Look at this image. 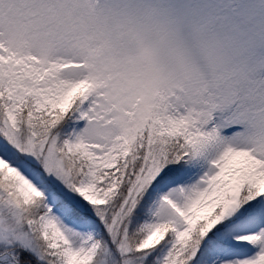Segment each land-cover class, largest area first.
<instances>
[{"label":"snow or ice","instance_id":"1","mask_svg":"<svg viewBox=\"0 0 264 264\" xmlns=\"http://www.w3.org/2000/svg\"><path fill=\"white\" fill-rule=\"evenodd\" d=\"M94 110L0 45V264H264V155L180 118L89 138Z\"/></svg>","mask_w":264,"mask_h":264},{"label":"clouds","instance_id":"2","mask_svg":"<svg viewBox=\"0 0 264 264\" xmlns=\"http://www.w3.org/2000/svg\"><path fill=\"white\" fill-rule=\"evenodd\" d=\"M0 45L91 85L86 137L180 118L264 155V0H0Z\"/></svg>","mask_w":264,"mask_h":264},{"label":"rangeland","instance_id":"3","mask_svg":"<svg viewBox=\"0 0 264 264\" xmlns=\"http://www.w3.org/2000/svg\"><path fill=\"white\" fill-rule=\"evenodd\" d=\"M229 132L235 131V129H228Z\"/></svg>","mask_w":264,"mask_h":264}]
</instances>
